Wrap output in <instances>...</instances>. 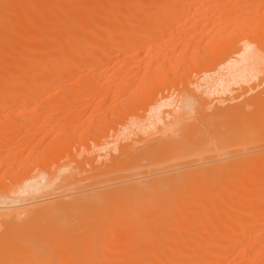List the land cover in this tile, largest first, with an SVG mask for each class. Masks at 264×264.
<instances>
[{"label":"bare ground","instance_id":"obj_1","mask_svg":"<svg viewBox=\"0 0 264 264\" xmlns=\"http://www.w3.org/2000/svg\"><path fill=\"white\" fill-rule=\"evenodd\" d=\"M179 20L184 39L175 35ZM222 20L231 38L211 32ZM196 44L200 50L188 53ZM228 59L237 63L232 76L239 84L264 73V0H0V105L4 94L13 95L9 110L32 105L34 94H91L112 84L122 86L129 107L140 106L160 77ZM65 80L80 84L65 88ZM210 96L209 84H198L141 116L98 164L132 161L130 174L113 169L108 186L94 184L107 190L66 201L49 193L55 173L21 178L0 198V264H264V152L245 187L240 179L228 182L227 166L205 165L220 159L207 124L174 135L181 116L203 113ZM259 96L263 142L264 88ZM32 111L25 122L18 113L0 116V124L39 129ZM96 158L85 156L83 164L93 168Z\"/></svg>","mask_w":264,"mask_h":264},{"label":"rangeland","instance_id":"obj_2","mask_svg":"<svg viewBox=\"0 0 264 264\" xmlns=\"http://www.w3.org/2000/svg\"><path fill=\"white\" fill-rule=\"evenodd\" d=\"M180 21H177L175 27H180L182 22L184 23V21ZM220 22L216 29L211 28V32L214 35L221 34L222 37L231 38L233 30L229 21L222 20ZM210 23L206 26L209 30H211ZM177 29H175L177 33H174L177 34L176 37L182 39L187 32L185 29ZM214 35L206 36L207 39L205 38L201 42V51L204 50L202 53L206 52V49L203 48H207L208 38ZM198 44L193 45L188 53L197 48L200 50ZM130 54H134V52ZM201 62L203 61L201 60ZM236 65L237 63L231 59L225 62H196V65L191 69L184 70L182 68L177 75L160 77L161 86L155 91L141 96L140 106L133 104L129 107L126 97L122 94V86L117 84H112L110 89L101 88L98 92L91 94L80 91L64 95L56 93V90H53L49 95L34 94L30 96L35 101H33L34 104L30 105V102L26 104L27 106L21 105L14 109L15 111L10 109L12 112L7 109L6 101H9L8 98L11 99L13 95H2L8 100L6 99L3 105H0V116L6 117L7 115V119L11 120L14 115L24 113L23 116L20 114L23 118L19 121L24 120L25 122L24 116L30 115L35 109V113L38 112L37 117L39 116L37 125L39 129L25 127L19 123L15 125L12 121L9 122L10 124H0V198L13 192L21 178L34 170V174L38 171L39 173L40 171L55 173L59 180L57 179L53 183V188H51L53 191L49 193L62 195L61 198L66 201L111 188L94 187V184L99 182H102V185L108 184L110 176L106 174L112 173L113 169H115L116 175L130 174L129 168L132 165V161H126L117 166L98 167V164L107 159L114 145L131 136L133 124L139 122L141 116L153 112L161 103L175 96L178 90H191L196 85L205 82L211 87L209 105L201 114L198 111L195 113L193 111L191 114L185 113L184 118L181 116L185 121L183 120V125L177 128L174 135L191 134L198 132L199 129L204 131L205 128L202 124H207L211 147L214 154L218 155L220 159L205 165L222 164V166H227L229 183L240 179L242 185L249 187L254 182L256 175L253 170L254 158L256 154L264 152V148L258 149L264 147V141H257L256 121L259 91L264 88V73L239 84L232 76ZM74 80H65L67 82L64 81V87H69L71 85L69 82L75 83ZM76 82L78 83L75 84H80V80ZM100 86L102 87V83ZM22 95L18 94V96ZM44 101L46 102L43 105ZM197 109L196 107L195 110ZM12 114L14 115L12 116ZM34 115V113L31 114L29 118ZM48 116L53 122L49 123L50 125H45V118ZM2 117H0V122L3 121ZM29 118L27 119L29 120ZM90 154L97 156V166L93 168L91 165L83 164L84 157ZM139 155L138 152L133 160L137 159ZM98 156H103V158ZM60 166L68 169L58 175ZM120 170L128 171L118 173L117 171ZM260 187H264V181ZM12 188L14 189L12 190ZM57 199H53V201Z\"/></svg>","mask_w":264,"mask_h":264}]
</instances>
